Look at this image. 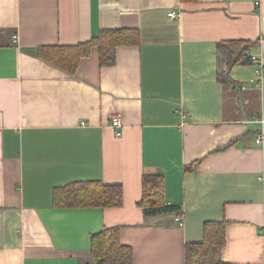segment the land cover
I'll return each instance as SVG.
<instances>
[{
    "label": "crops",
    "instance_id": "crops-1",
    "mask_svg": "<svg viewBox=\"0 0 264 264\" xmlns=\"http://www.w3.org/2000/svg\"><path fill=\"white\" fill-rule=\"evenodd\" d=\"M105 29L141 41L105 67L94 48L74 74L39 58ZM236 40L264 63V0H0V264H87L107 227L133 264H186L207 222H227L225 264H264V80L252 62L218 80L217 45ZM148 173L179 211L145 216ZM94 180L121 185L123 205H54L55 188Z\"/></svg>",
    "mask_w": 264,
    "mask_h": 264
},
{
    "label": "trees",
    "instance_id": "trees-1",
    "mask_svg": "<svg viewBox=\"0 0 264 264\" xmlns=\"http://www.w3.org/2000/svg\"><path fill=\"white\" fill-rule=\"evenodd\" d=\"M184 1V0H183ZM141 34L137 29H105L91 40L75 46H47L39 49V58L49 65L74 74L82 59L91 56L94 48L99 51L102 67L116 61L119 47L139 45ZM257 42L247 40L222 41L218 43V80L231 84L230 72L238 63H251L250 54ZM195 162L185 171H195ZM54 205L58 207L118 208L123 205L121 185L100 180L73 182L57 187L53 192ZM146 217L179 211L168 205L165 177L161 173H148L143 177V196L139 202ZM227 222H207L205 241L186 247V264H225L222 251L226 244ZM91 258L87 264H133V250L122 244L119 227H107L91 237Z\"/></svg>",
    "mask_w": 264,
    "mask_h": 264
},
{
    "label": "built area",
    "instance_id": "built-area-1",
    "mask_svg": "<svg viewBox=\"0 0 264 264\" xmlns=\"http://www.w3.org/2000/svg\"><path fill=\"white\" fill-rule=\"evenodd\" d=\"M259 2H257V5ZM180 17V13L177 10H172L169 13V18L171 19H178ZM14 42L17 41V36L13 37ZM263 41V40H262ZM251 62L255 64L256 66V75L257 77L263 81L264 80V63L262 62L261 58L258 55H250ZM263 128L262 130L257 134L256 137V143L259 147L264 148V119L260 120ZM111 127L113 128L115 135L120 137L122 136V128H123V122L119 115H115L111 118ZM177 221L181 227L184 226L183 219L179 216L177 218Z\"/></svg>",
    "mask_w": 264,
    "mask_h": 264
}]
</instances>
